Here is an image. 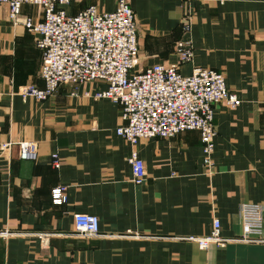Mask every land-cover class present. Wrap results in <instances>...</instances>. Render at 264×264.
I'll return each instance as SVG.
<instances>
[{"label": "crops", "instance_id": "crops-1", "mask_svg": "<svg viewBox=\"0 0 264 264\" xmlns=\"http://www.w3.org/2000/svg\"><path fill=\"white\" fill-rule=\"evenodd\" d=\"M137 23L138 65L177 64L223 74L226 88L241 100L235 109L214 108V175L204 173L196 131L170 139H142L135 149L145 181L131 182V146L115 134L121 107L84 92L105 84L64 85L44 101L18 95L41 88V51L35 35L13 25L0 4V264H264V242H227L202 251L190 237L241 233L238 209L264 207V0H129ZM94 6L115 9L114 0H71L69 15ZM24 5L20 20L41 19ZM189 30H185L186 24ZM190 42L193 61L180 64L176 43ZM33 142L35 162L18 158L15 143ZM60 160L51 165L52 155ZM66 188L67 201L54 205L51 191ZM94 215L100 236L76 234L73 217ZM264 218V217H263ZM48 235L43 247L36 234ZM264 240V221H263Z\"/></svg>", "mask_w": 264, "mask_h": 264}, {"label": "built area", "instance_id": "built-area-1", "mask_svg": "<svg viewBox=\"0 0 264 264\" xmlns=\"http://www.w3.org/2000/svg\"><path fill=\"white\" fill-rule=\"evenodd\" d=\"M71 0H0L8 7L13 25H23L35 35L36 47L41 51V88L22 87L18 95L23 101H44L52 97L64 85L80 86L93 82L105 84V89L93 93L84 92L87 98L108 100L121 107L123 124L115 134L131 146L127 162L131 168V182L141 185L146 178L143 161L135 149L142 139H170L185 131H196L202 145L204 173L214 175V108L223 104L235 109L241 104L234 91L226 88L222 73L203 68H193L189 76L179 73L177 64H157L144 71H135L138 65L137 23L129 0H114L115 9L99 12L90 6L75 15H69L66 7ZM32 5L41 10V19L20 20V10ZM189 30V24L185 26ZM175 55L180 64L191 63L194 53L190 42L176 43ZM12 143L0 146L8 151ZM18 158L35 162L38 158L36 144H14ZM51 165L58 169L60 160L52 155ZM54 205L67 201L66 188L59 186L51 191ZM241 233L231 239L221 237V224L212 219L210 233L203 237H190L198 249L211 246L222 248L227 242L263 243L264 207L245 203L238 209ZM77 235L87 238L100 236L99 221L94 215L77 214L73 217ZM11 233L0 231V238ZM43 247L48 245V235L36 234Z\"/></svg>", "mask_w": 264, "mask_h": 264}]
</instances>
